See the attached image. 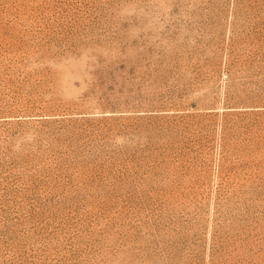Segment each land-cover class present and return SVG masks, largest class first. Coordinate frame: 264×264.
Masks as SVG:
<instances>
[{"label":"rangeland","instance_id":"obj_1","mask_svg":"<svg viewBox=\"0 0 264 264\" xmlns=\"http://www.w3.org/2000/svg\"><path fill=\"white\" fill-rule=\"evenodd\" d=\"M0 264H264V0H0Z\"/></svg>","mask_w":264,"mask_h":264}]
</instances>
